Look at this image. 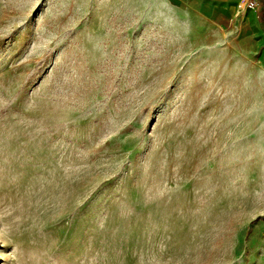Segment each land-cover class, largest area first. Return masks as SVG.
Listing matches in <instances>:
<instances>
[{
  "label": "rangeland",
  "instance_id": "1",
  "mask_svg": "<svg viewBox=\"0 0 264 264\" xmlns=\"http://www.w3.org/2000/svg\"><path fill=\"white\" fill-rule=\"evenodd\" d=\"M164 0H0V264H264V72Z\"/></svg>",
  "mask_w": 264,
  "mask_h": 264
},
{
  "label": "crops",
  "instance_id": "2",
  "mask_svg": "<svg viewBox=\"0 0 264 264\" xmlns=\"http://www.w3.org/2000/svg\"><path fill=\"white\" fill-rule=\"evenodd\" d=\"M258 1L248 9L242 0H164L178 13L226 32L235 46L255 58L254 69L264 72V0Z\"/></svg>",
  "mask_w": 264,
  "mask_h": 264
},
{
  "label": "built area",
  "instance_id": "3",
  "mask_svg": "<svg viewBox=\"0 0 264 264\" xmlns=\"http://www.w3.org/2000/svg\"><path fill=\"white\" fill-rule=\"evenodd\" d=\"M258 0H242L241 5L248 9H254L258 5Z\"/></svg>",
  "mask_w": 264,
  "mask_h": 264
}]
</instances>
